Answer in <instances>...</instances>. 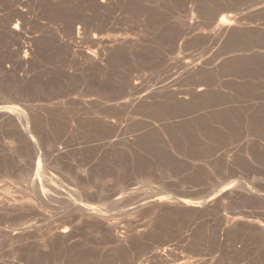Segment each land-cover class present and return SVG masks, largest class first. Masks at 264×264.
Returning a JSON list of instances; mask_svg holds the SVG:
<instances>
[{"label": "rangeland", "instance_id": "obj_1", "mask_svg": "<svg viewBox=\"0 0 264 264\" xmlns=\"http://www.w3.org/2000/svg\"><path fill=\"white\" fill-rule=\"evenodd\" d=\"M0 264H264V0H0Z\"/></svg>", "mask_w": 264, "mask_h": 264}, {"label": "bare ground", "instance_id": "obj_2", "mask_svg": "<svg viewBox=\"0 0 264 264\" xmlns=\"http://www.w3.org/2000/svg\"><path fill=\"white\" fill-rule=\"evenodd\" d=\"M125 1V0H124ZM132 1V0H131ZM23 5H24V3H23ZM104 7V6H103ZM15 12H17V18L19 19L20 18V20L21 21H23V18H24V15L22 14V11L21 10H19V9H16L15 10ZM233 15H235V14H233ZM238 17V16H237ZM237 17H235V16H223L221 19H220V21H219V28H221L222 29V31L221 32H223L222 34H224V35H229L230 34V32H231V30H233L232 28L235 26V22H237L236 20V18ZM18 19H17V21H18ZM19 22H16V24L12 27V29H11V32L12 33H14V34H16V35H20L19 33H18V30H19ZM221 34V33H220ZM23 39H25V38H23ZM118 40V39H117ZM109 43V42H108ZM20 49L21 50H24V53H27L28 51H30L29 49H28V47L27 46H25V44H24V42L23 43H21L20 44ZM26 56H23V58H22V62H26ZM191 64V63H190ZM188 66V65H187ZM189 68V67H188ZM191 69H189V70H191V72L193 71H195L196 70V72L197 71H199V70H201V68H200V65H194V66H192V67H190ZM186 69V68H185ZM189 72V71H188ZM190 72V73H191ZM194 74V73H193ZM136 87H138V86H136ZM141 91V90H140ZM151 91V90H150ZM155 91V90H154ZM157 91V90H156ZM155 91V92H156ZM159 91H161L160 90V88H159ZM197 91L198 92H202V91H204V88H202V87H199L198 89H197ZM195 92V91H194ZM150 93H152V95L154 94L153 92H150ZM157 93H158V91H157ZM161 93V92H160ZM156 94V93H155ZM154 94V95H155ZM157 95H159V93L157 94ZM156 96V95H155ZM137 97V96H136ZM140 98V97H139ZM138 98V99H139ZM146 98H151V94L150 95H148ZM155 98V97H154ZM135 100H137V99H135ZM126 102V101H125ZM134 102V101H133ZM132 107V106H131Z\"/></svg>", "mask_w": 264, "mask_h": 264}]
</instances>
